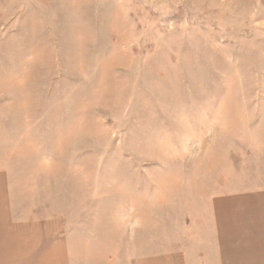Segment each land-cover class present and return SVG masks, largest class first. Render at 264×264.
Segmentation results:
<instances>
[{"label": "rangeland", "instance_id": "rangeland-1", "mask_svg": "<svg viewBox=\"0 0 264 264\" xmlns=\"http://www.w3.org/2000/svg\"><path fill=\"white\" fill-rule=\"evenodd\" d=\"M0 164L78 257L175 243L264 183V0H0Z\"/></svg>", "mask_w": 264, "mask_h": 264}, {"label": "crops", "instance_id": "crops-1", "mask_svg": "<svg viewBox=\"0 0 264 264\" xmlns=\"http://www.w3.org/2000/svg\"><path fill=\"white\" fill-rule=\"evenodd\" d=\"M9 175L7 164H0V264H264L262 182L228 184L199 201L193 224L182 236L176 235L175 243H113L101 247L96 256L83 252L78 257L72 244L81 235L73 233L74 218L51 210L21 216L13 205Z\"/></svg>", "mask_w": 264, "mask_h": 264}]
</instances>
